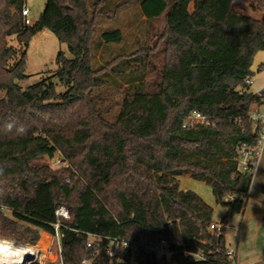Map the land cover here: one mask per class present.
Instances as JSON below:
<instances>
[{
  "label": "trees",
  "instance_id": "1",
  "mask_svg": "<svg viewBox=\"0 0 264 264\" xmlns=\"http://www.w3.org/2000/svg\"><path fill=\"white\" fill-rule=\"evenodd\" d=\"M91 1L89 8V0H47L38 21L26 25L25 0H0V238L37 245L42 232L55 233L56 205L65 204L64 264L130 262L131 243L145 239H164L172 254L141 252L139 264H227L226 228L220 236L209 231L213 207L181 189L179 178L211 186L227 209L225 226L246 207L254 173L251 166L240 172L239 149L257 147L261 134L252 114L264 95L251 92L247 80L264 51V0H139L147 20L165 15V59L152 86L144 70L123 76L124 99L112 117L97 88L110 70L125 75L122 65L130 68L140 50L98 65L97 52L118 43L122 31L96 38L97 17L108 14L110 0ZM43 29L67 44L71 57L60 51L56 73L23 90L15 80L27 78L26 52L10 67L16 50L8 38L16 35L23 49ZM192 112L209 124L183 128ZM13 120L23 134L5 130ZM58 151L69 167L43 161ZM91 237L98 240L88 248Z\"/></svg>",
  "mask_w": 264,
  "mask_h": 264
},
{
  "label": "rangeland",
  "instance_id": "2",
  "mask_svg": "<svg viewBox=\"0 0 264 264\" xmlns=\"http://www.w3.org/2000/svg\"><path fill=\"white\" fill-rule=\"evenodd\" d=\"M47 0H25V5L30 9L31 25H34L41 14L43 13ZM92 1L89 0V8ZM120 6V7H119ZM234 7L243 12L246 15L261 18L262 12L254 11L248 6L235 4ZM119 29L122 31V39L113 44L108 49H100L97 52V64L105 66L114 56L122 55L128 57L131 53L139 51V57L132 59V65L126 67L122 65V69L125 71V75L114 73L110 70L111 76L106 77L107 82L100 85L97 90L102 95V105L106 107L109 112V117L114 116L124 99L123 90L127 87L123 76L129 77L132 75L140 74L143 70L146 75V82L153 85L158 78V71L161 70L165 59V39L164 34L166 30L165 15L155 20H147L142 14L141 5L139 0H110V10L108 14H99L96 23V38L100 37L102 33L106 31H112ZM9 47L16 50L15 56L9 61L8 65L13 66L21 57L22 52H26V68L25 75L27 78L23 80L16 79L15 84L19 85L23 90L30 86L38 84L45 76H52L56 73L58 66L56 64V58L60 51L64 52L67 57H71L68 45L61 43L56 35L48 29L38 31L31 38L28 47L23 48L17 39L16 35L8 38ZM142 56V57H140ZM264 58V51H259L254 59L253 72L254 75L258 73L260 59ZM135 60V61H134ZM264 67V66H263ZM53 81L57 83V91L59 93L65 92L66 87L61 83L57 77L53 78ZM118 84H122V88L117 87ZM258 82L257 85H259ZM5 92L0 93V98L4 97ZM43 161L49 164L53 169H57L56 165H53L48 157H45ZM180 188L184 190H192L196 192L203 200L210 203L214 208L213 220L221 222L226 217L227 211L221 205L216 203L211 186L204 182L192 179L190 176L184 175L180 179ZM5 213L10 215V212L5 210ZM46 232L41 233V237ZM50 236V234H47ZM40 237V239H41ZM51 237V236H50ZM39 239V241H40ZM14 240V239H13ZM97 238L91 237L89 241L95 242ZM17 241V240H15ZM39 241L37 246L39 247ZM52 243V238L50 239ZM114 252L119 254V258L122 257V251L116 247ZM54 257L48 255L50 260L55 259L54 244L51 246ZM133 256H140V250L137 247L131 248ZM52 258V259H51ZM138 264L136 261H121L118 260L117 264Z\"/></svg>",
  "mask_w": 264,
  "mask_h": 264
},
{
  "label": "built area",
  "instance_id": "3",
  "mask_svg": "<svg viewBox=\"0 0 264 264\" xmlns=\"http://www.w3.org/2000/svg\"><path fill=\"white\" fill-rule=\"evenodd\" d=\"M22 15L24 17V23L26 25H31L30 9L26 7V5L22 9ZM250 84L251 79L247 80ZM252 122L254 126H261V134L257 147L249 148L244 145L239 149V170L240 172H246L249 166L252 167L253 173H255L259 157L261 155L260 146L264 144V116L254 112L252 114ZM198 124L208 125L209 120L206 116L199 112H192L190 116L184 121L183 128L194 127ZM53 165H56L57 169L59 168H67L69 167V162L65 159L60 151H58L53 158H49ZM234 198L232 196H228L225 200L232 201ZM56 222L54 223L55 233L51 235L52 243L47 248L46 258L42 260V251L40 248L35 245L32 246L27 243H22L16 241L17 243L27 245L31 254L25 257V264H64L63 261V249L61 244V225L63 220H70L71 218V208L65 204H57L55 208ZM226 226L220 222H212L209 226V231L214 233L216 236H220L224 233V229ZM95 242L88 241L87 247L91 248ZM54 244V254L55 259L50 260L48 255H52L53 251L51 250V246ZM126 242L123 243V246H127ZM137 247L140 250V253L151 255L157 259L162 257H170L171 251L169 249L168 243L164 239H159L157 242H151L148 240H143L141 243L132 242L131 248ZM115 253L112 252L111 255ZM54 256V255H53ZM226 256H227V264H237L236 263V252L233 248L226 246Z\"/></svg>",
  "mask_w": 264,
  "mask_h": 264
},
{
  "label": "crops",
  "instance_id": "4",
  "mask_svg": "<svg viewBox=\"0 0 264 264\" xmlns=\"http://www.w3.org/2000/svg\"><path fill=\"white\" fill-rule=\"evenodd\" d=\"M260 60L262 61L259 63L258 73L251 78L250 83V90L254 93L264 92V58ZM253 111L264 116V101L260 106H253ZM260 150L261 155L246 200V207L243 213L229 218L226 225L225 243L227 247L235 250L237 264H264V208L261 204L264 200V144L260 146ZM130 261L139 264L133 252Z\"/></svg>",
  "mask_w": 264,
  "mask_h": 264
},
{
  "label": "clouds",
  "instance_id": "5",
  "mask_svg": "<svg viewBox=\"0 0 264 264\" xmlns=\"http://www.w3.org/2000/svg\"><path fill=\"white\" fill-rule=\"evenodd\" d=\"M4 128L9 132L16 128L18 134H23L26 130L23 125L17 127L14 120L5 123ZM29 254L31 252L27 245L17 243L13 239L0 238V264H25V257Z\"/></svg>",
  "mask_w": 264,
  "mask_h": 264
},
{
  "label": "bare ground",
  "instance_id": "6",
  "mask_svg": "<svg viewBox=\"0 0 264 264\" xmlns=\"http://www.w3.org/2000/svg\"><path fill=\"white\" fill-rule=\"evenodd\" d=\"M50 239H51V237L49 235L43 234L41 239H40V241H39L38 245H39L40 250L42 251V256H41L42 260L44 258H46L47 248H48V246L50 245V242H51ZM51 257L53 258L54 256L52 255Z\"/></svg>",
  "mask_w": 264,
  "mask_h": 264
},
{
  "label": "water",
  "instance_id": "7",
  "mask_svg": "<svg viewBox=\"0 0 264 264\" xmlns=\"http://www.w3.org/2000/svg\"><path fill=\"white\" fill-rule=\"evenodd\" d=\"M264 92H261V94H263Z\"/></svg>",
  "mask_w": 264,
  "mask_h": 264
}]
</instances>
